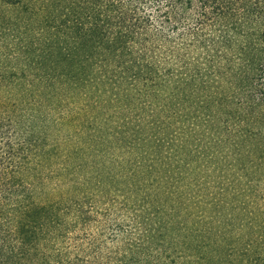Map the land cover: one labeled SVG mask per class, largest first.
Masks as SVG:
<instances>
[{"label":"trees","instance_id":"trees-1","mask_svg":"<svg viewBox=\"0 0 264 264\" xmlns=\"http://www.w3.org/2000/svg\"><path fill=\"white\" fill-rule=\"evenodd\" d=\"M245 263L264 0H0V264Z\"/></svg>","mask_w":264,"mask_h":264},{"label":"rangeland","instance_id":"rangeland-1","mask_svg":"<svg viewBox=\"0 0 264 264\" xmlns=\"http://www.w3.org/2000/svg\"><path fill=\"white\" fill-rule=\"evenodd\" d=\"M43 189H44V192L46 193V194H49V189L50 188H48V186H43ZM246 264V263H245Z\"/></svg>","mask_w":264,"mask_h":264}]
</instances>
